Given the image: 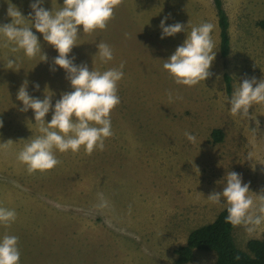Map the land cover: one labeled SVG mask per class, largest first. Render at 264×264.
Returning a JSON list of instances; mask_svg holds the SVG:
<instances>
[{"label":"rangeland","instance_id":"rangeland-1","mask_svg":"<svg viewBox=\"0 0 264 264\" xmlns=\"http://www.w3.org/2000/svg\"><path fill=\"white\" fill-rule=\"evenodd\" d=\"M31 2L0 0V25L12 19L28 24ZM223 3L231 38L226 58L213 0H118L105 29L79 34L69 54L76 65L102 72L124 64L117 85L120 103L110 114L112 135L102 151L55 152L59 163L43 173L29 174L17 159L28 139L39 134L32 111L20 110L17 91L27 81L29 95L43 99L47 86L54 105L71 88L63 69L51 70L57 52L35 29L46 61L42 53L30 59L22 51L13 53L12 45L0 39V143L12 141L0 148V206L17 214L9 226L0 225V235L19 238L20 264H174V251L189 234L225 209L207 197L223 190L218 182L228 171L239 173L253 194L264 195V105H253L244 118L228 111L237 83L264 78V29L259 26L264 0ZM62 4L44 0L42 6L55 11ZM15 8L23 18L8 15ZM165 17L166 25L188 24V30L202 22L214 25L217 54L205 81L176 85L163 69L187 34L161 39L159 24ZM99 42L113 50L107 64L94 57ZM10 57L19 70L7 69ZM50 119L51 111L45 121ZM215 130L223 132L222 141H215ZM185 132L196 142H189ZM249 152L252 160L246 158ZM263 234L264 224L251 232L241 225L236 243L246 250L248 241ZM216 260L214 252L196 251L188 264Z\"/></svg>","mask_w":264,"mask_h":264},{"label":"clouds","instance_id":"clouds-1","mask_svg":"<svg viewBox=\"0 0 264 264\" xmlns=\"http://www.w3.org/2000/svg\"><path fill=\"white\" fill-rule=\"evenodd\" d=\"M118 0H63L62 6L51 11L42 5L44 0H32L31 21L24 24L16 19L11 23L0 25V39L5 46L12 45L13 53L22 51L26 58H33L42 53L37 35L50 45L57 55L53 59L52 68L63 69L71 91L63 92L60 98L52 104L54 93L45 87L43 99L29 95L28 82L25 81L17 91L16 99L22 103L23 112L33 113L34 125L39 134L28 139L22 150L17 154L20 163L26 166L29 174L46 172L53 169L59 160L55 152H78L81 147L88 154L94 150L102 151L104 141L112 135L110 114L120 103L117 85L124 77V64L110 67L104 71L91 70L86 64L76 65L70 58L76 40L81 33L103 30L112 18ZM16 9V8H15ZM8 15L22 17L21 13L9 9ZM23 18V17H22ZM165 17L160 21V38L174 37L181 32H187L186 38L173 54L164 60L163 69L176 85L192 87L205 81L210 75V67L216 57L215 43L212 37L214 25L202 22L187 26L176 22L166 25ZM26 20V19H24ZM30 25V26H29ZM94 57L107 64L113 59V50L104 42L96 44ZM43 60L47 57L42 53ZM6 67L9 70H19L15 58H8ZM34 87L39 89V84ZM228 111L233 116L241 118L249 116L253 105H264V78L257 81L255 77L245 78L237 83L228 98ZM51 111V119L45 117ZM3 121L0 120V128ZM189 142L195 143L196 136L185 132ZM12 141L0 143V148H7ZM254 153L249 152L247 159L252 160ZM223 190L213 192L207 197L215 204H221L227 212L225 221L232 226H246L248 231H254L264 224V195H255L242 176L235 171H228L223 181ZM253 196L256 199H253ZM14 209L0 206V225L9 226L16 220ZM19 238L16 235H0V264H20L21 250Z\"/></svg>","mask_w":264,"mask_h":264},{"label":"trees","instance_id":"trees-1","mask_svg":"<svg viewBox=\"0 0 264 264\" xmlns=\"http://www.w3.org/2000/svg\"><path fill=\"white\" fill-rule=\"evenodd\" d=\"M213 1L220 28L221 54L226 58L231 51L230 21L223 0ZM259 26L264 29V20L259 22ZM224 78L227 90L231 92V78L228 74ZM213 136L216 142L223 140L221 130H215ZM226 215L224 209L212 223L194 229L189 234L186 244L174 251V264L190 263L196 251L214 252L217 255L215 264H264V234L262 238L248 241L246 250L241 249L235 239V231L239 226L227 223Z\"/></svg>","mask_w":264,"mask_h":264}]
</instances>
